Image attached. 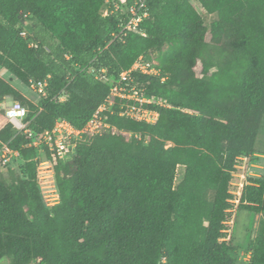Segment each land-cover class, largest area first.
I'll use <instances>...</instances> for the list:
<instances>
[{"label": "trees", "instance_id": "1", "mask_svg": "<svg viewBox=\"0 0 264 264\" xmlns=\"http://www.w3.org/2000/svg\"><path fill=\"white\" fill-rule=\"evenodd\" d=\"M115 2L0 0V68L28 86L47 82L35 104L0 76V103L20 100L34 135L59 118L81 128L109 90L91 69L105 68L116 79L139 56L155 59L159 74L135 72V80L146 96L165 101L144 105L158 112L154 122L106 111L110 127L76 141L72 156L54 165L53 205L37 182L38 148L5 120L0 146L9 143L19 157L7 165V177L0 171V259L264 264V173L247 178L236 205L260 213L245 262L237 261L225 231L235 166L256 152L264 119V0H197L205 15L192 0H147L144 35L128 32L109 42L126 18ZM24 13L35 25V48L19 33Z\"/></svg>", "mask_w": 264, "mask_h": 264}, {"label": "built area", "instance_id": "2", "mask_svg": "<svg viewBox=\"0 0 264 264\" xmlns=\"http://www.w3.org/2000/svg\"><path fill=\"white\" fill-rule=\"evenodd\" d=\"M130 1V2H129ZM147 0H121L120 5L115 4L114 10H121L126 14V18L118 24V31L110 33L109 42L114 39H123L128 32H137L144 35V32L139 29V24L148 15ZM109 10L105 9L103 16L108 15ZM124 14V15H125ZM28 13H24L22 18L26 21L20 25V35L27 40L29 47H37V42L31 38V32L26 26L30 23L27 20ZM123 15V14H122ZM123 15V16H124ZM68 57V54H65ZM156 62H146L142 56H139L127 69H123L118 73L116 79H109L106 75L105 68L97 71L91 69L95 73L94 77L101 81H106L109 84L108 94L103 102L93 112L89 120L81 127H74L69 121L59 118L55 121L51 129L33 134L28 128L27 122L24 120L26 116V108L19 101H11L6 105H1L3 108V116L5 120L9 121L17 132L22 131L32 138L29 145L38 148L39 156L36 159V177L37 182L42 194V198L46 205H53L58 202V190L54 177V165L59 159H69L72 156V151L76 145V141L82 139L84 136H92L103 132L109 128L110 125L105 120V112H113L118 109V113L136 120H144L146 122H154L158 118V112L152 108L145 107V104L156 103L158 105H165V101L148 97L144 94V87L141 86L136 80L133 73H141L146 75H158L159 69L155 67ZM97 72V73H96ZM164 77H161L163 80ZM46 80L34 81L30 80L29 86L36 90L40 95L45 94ZM65 94L59 96V100H64ZM0 121V128L2 126ZM112 133L117 132L113 127ZM19 157V151L12 148L9 143H2L0 146V167L11 165L14 159ZM53 177V184L50 190L43 192V187L40 186L42 181L44 184L49 182ZM230 184H235L231 181ZM239 187L238 185H236ZM240 190V189H238ZM237 189L229 190L234 197L229 199V202L236 205L239 202L240 191ZM45 194V195H44ZM234 208L231 207L228 211L233 212ZM233 217L225 221L230 226ZM227 235L230 229L225 230Z\"/></svg>", "mask_w": 264, "mask_h": 264}, {"label": "rangeland", "instance_id": "3", "mask_svg": "<svg viewBox=\"0 0 264 264\" xmlns=\"http://www.w3.org/2000/svg\"><path fill=\"white\" fill-rule=\"evenodd\" d=\"M112 1V0H109ZM115 4L120 5V3L118 2V0H115ZM121 2V0H120ZM192 3L195 5L196 10L201 13V15H205L206 13L199 7L197 0H192ZM108 7V6H107ZM105 8L103 6V8L101 9L100 13H104ZM28 27V30L31 32V30H33L35 28V25L33 23H27L26 25ZM34 26V27H33ZM38 28V27H37ZM155 54H152V56H154ZM152 62H155V59L151 60ZM151 62V63H152ZM0 76L5 79L7 82H9L15 89H17V91H19L24 97H26L27 99H29L30 101H32L35 104H39L40 102V97L41 95L34 90L32 87L22 83L21 81H19L17 78H15L8 70L4 69V68H0ZM19 101L18 99H15L12 96H7L5 99H3V101L0 103L1 105H6L8 103H10L11 101ZM21 103V102H20ZM22 104V103H21ZM0 105V121L1 124L3 125L5 122V117L3 116V108ZM23 106H25L24 104H22ZM26 108V106H25ZM27 109V108H26ZM170 143L166 142V146H168ZM255 147L257 149H264V119H263V123H262V128L258 133L257 139H256V144ZM242 160H239V162H237V164H239ZM18 163V162H17ZM14 163L11 167L14 168L16 170V172H19L18 169V164ZM7 167L2 166L0 167V171L2 172V174L4 176L7 177L8 172L6 170ZM236 170V168H235ZM182 173V167L180 166L178 168V172H177V178H179L180 174ZM50 181L47 182L46 184L45 181H42L40 186L43 187V192L46 193V190H50L53 189L52 184H53V177L49 179ZM233 183L236 184H231L230 185V189L231 190H236V185L239 186L240 190L242 189L239 185V181L235 179V177H233L232 179ZM238 183V184H237ZM243 187V186H242ZM238 190V189H237ZM238 190V191H240ZM45 195V194H44ZM234 208L232 213V217L233 218V222L231 224L230 222V226L229 229L230 231L228 232L229 235H227V238L230 237L232 243L234 245H236L237 247V261L239 262H245L248 257H249V250H248V244L250 242V240L254 237L255 233H256V228L258 225V221L260 219V213H255L253 211H248V210H244V209H236L235 204L234 206H232ZM226 238V239H227ZM0 264H10V258L7 256H4L0 259ZM34 264V263H32Z\"/></svg>", "mask_w": 264, "mask_h": 264}, {"label": "crops", "instance_id": "4", "mask_svg": "<svg viewBox=\"0 0 264 264\" xmlns=\"http://www.w3.org/2000/svg\"><path fill=\"white\" fill-rule=\"evenodd\" d=\"M242 160L239 164H236V170L233 172V177L238 180L240 187L247 183L248 177H259L264 173V149H257L250 156H243L238 158ZM237 183V184H238ZM236 184V183H235ZM236 189H240L236 187ZM241 191V190H240Z\"/></svg>", "mask_w": 264, "mask_h": 264}]
</instances>
